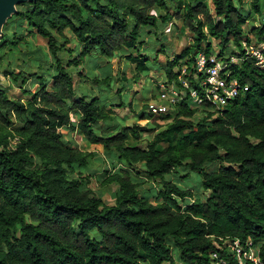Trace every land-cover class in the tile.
<instances>
[{"label": "trees", "instance_id": "obj_1", "mask_svg": "<svg viewBox=\"0 0 264 264\" xmlns=\"http://www.w3.org/2000/svg\"><path fill=\"white\" fill-rule=\"evenodd\" d=\"M254 16L260 25L246 29ZM179 22L194 40L162 64V84L181 88L180 77L197 88L194 60L200 51L214 53L212 40L217 58L247 91L218 111L206 103L194 108L186 95L165 114L141 110L139 121L149 125L116 124L105 92L112 93L113 77L120 85L127 78L121 70L113 75L110 61L133 66L134 79L148 74L145 44ZM36 37L46 50L31 45ZM253 38L264 43V0L18 5L0 40V75L20 89L15 97L0 85V264H234L233 241L264 242V67L242 46ZM82 69L97 71L87 90L76 87L75 77L84 82ZM32 79L34 91L27 88ZM114 94L121 99L119 89ZM62 130L99 146L112 167L120 165L102 182L117 188L112 205L81 174L93 175L87 169L96 154L65 140ZM136 165L160 186L154 202L139 192ZM180 171L198 174L206 196L165 179Z\"/></svg>", "mask_w": 264, "mask_h": 264}, {"label": "rangeland", "instance_id": "obj_2", "mask_svg": "<svg viewBox=\"0 0 264 264\" xmlns=\"http://www.w3.org/2000/svg\"><path fill=\"white\" fill-rule=\"evenodd\" d=\"M206 1L209 5H211V0ZM247 1L248 0H244V2ZM178 24L179 26H174L172 23L169 24L166 28L163 29L162 37L158 35L157 38L159 39L156 40V38L152 35L151 38L148 39L147 43L144 46V51H146V53L149 54V56L152 58L151 68L148 74L134 79L133 66L128 65L124 60L118 61L117 59H113L110 61L109 65L113 71V75L117 74L118 70H121L125 72L127 78V83L120 85L119 78L113 77L110 86V88L112 89V93L110 91L105 92L108 97L107 104H112L110 106V110H106L111 114V116H113L115 122H117L116 124L124 126H129L133 124H139L140 126H144L145 124L149 125V120L139 121L138 116L140 115V111L145 110L146 106H148L149 104L159 103L158 96L160 85L164 81V72L161 67L162 64H164L165 61L170 58V56L178 54L182 50V48L188 46L194 40L193 36L190 33L181 28L182 26L180 25V22ZM252 25H260L258 16L253 17L246 29H248ZM29 41L34 47L39 46L43 50H46V45L41 38H30ZM210 41L212 42V49L214 50V53H216L217 48L214 46L216 43L212 40ZM252 43H256V39L253 38ZM161 48L164 49L163 52H160ZM105 66L106 64L102 63L101 68H98V70L100 72L104 71ZM77 70L78 69L72 68L71 72H78ZM94 71L97 72L96 70ZM94 71L82 69L84 82L79 83V80L77 79V77H75L77 89L80 88L82 85H84V90L89 89L88 87L92 88V86H94L91 83L92 81L90 80L94 77ZM0 85L5 88H10L8 92L11 96H20V89L18 87V84H15L11 79L5 78L4 76L0 75ZM36 87L37 82L34 79L30 80L27 85V88L30 91H34ZM94 88L95 87H93V89ZM103 89H105L104 86L95 88L94 94H96L97 96L99 94H104V91H102ZM118 89L122 92L121 99L120 97H117L116 94H114ZM25 98L27 97H24V99ZM120 100H122V102L124 103L123 107H120ZM196 115L200 116L201 114L197 112ZM74 119L75 118L72 116L73 121ZM157 123L161 125L162 128L167 125V123L163 120H159L157 121ZM62 133L64 134L65 140H70L71 143L80 148L82 151L94 152L96 154L95 159H92L90 161V167H88L87 169L90 170L89 172H93V175L89 177L88 173H85L86 170H82L81 174L83 175V177L89 178L88 187L93 190V192L98 197H100L106 205H112L114 202V197L117 188L112 184L105 185L102 182L105 179L106 174H114L117 171V168L120 167V165H115V167H112V165L104 159L102 149L99 146L88 145L82 139L81 136L77 134H72L70 133V131H63ZM152 135L153 133L142 135L141 140L138 141V145L140 147L146 146L148 141L151 140ZM135 168L138 173L133 174L136 180L139 181V192L144 196L146 195L145 197L149 198L150 201L154 202L157 199V191L160 189L159 184L147 179L141 171L140 165H136ZM213 168L214 166H209L207 169L211 170ZM104 169H107V172L103 173ZM181 174H186L188 177H185L183 179L179 176ZM179 175L173 173L172 175H166L165 179L170 180L171 182H175L176 185L182 188H187L191 190L194 197L196 198L206 196V193H204L200 189L199 183H197L199 178L198 174L180 171ZM187 202H190V200H187Z\"/></svg>", "mask_w": 264, "mask_h": 264}, {"label": "built area", "instance_id": "obj_3", "mask_svg": "<svg viewBox=\"0 0 264 264\" xmlns=\"http://www.w3.org/2000/svg\"><path fill=\"white\" fill-rule=\"evenodd\" d=\"M247 54L254 59L255 64L264 67V43L242 44ZM237 59L231 58V63ZM227 64L217 58L216 54H206L203 51L197 53L194 60L195 85L192 88L179 77L181 88L173 84L160 85L158 101L148 105L151 112L162 115L172 110L186 95L191 99L194 108L201 107L204 103L210 104L212 110L218 111L224 108L229 100H232L247 91V86L241 84L236 78L230 76ZM184 73V70H182ZM230 251L234 257V264H264V242L253 244L249 239L241 243L235 240L230 245ZM216 259V255L212 256ZM214 264H230L222 259Z\"/></svg>", "mask_w": 264, "mask_h": 264}, {"label": "water", "instance_id": "obj_4", "mask_svg": "<svg viewBox=\"0 0 264 264\" xmlns=\"http://www.w3.org/2000/svg\"><path fill=\"white\" fill-rule=\"evenodd\" d=\"M36 0H0V40L6 22L17 12V6L25 3H34Z\"/></svg>", "mask_w": 264, "mask_h": 264}, {"label": "crops", "instance_id": "obj_5", "mask_svg": "<svg viewBox=\"0 0 264 264\" xmlns=\"http://www.w3.org/2000/svg\"><path fill=\"white\" fill-rule=\"evenodd\" d=\"M62 132H63V130H62Z\"/></svg>", "mask_w": 264, "mask_h": 264}]
</instances>
